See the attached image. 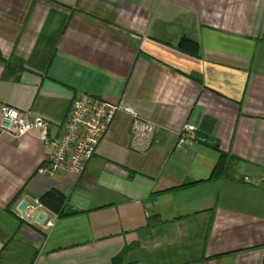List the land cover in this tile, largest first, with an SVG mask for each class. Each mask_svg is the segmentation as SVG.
<instances>
[{
  "label": "crops",
  "instance_id": "0c3cea01",
  "mask_svg": "<svg viewBox=\"0 0 264 264\" xmlns=\"http://www.w3.org/2000/svg\"><path fill=\"white\" fill-rule=\"evenodd\" d=\"M0 57V107L50 137L80 94L155 125L137 153L116 113L77 179L0 134V264H264V0H0Z\"/></svg>",
  "mask_w": 264,
  "mask_h": 264
},
{
  "label": "built area",
  "instance_id": "2783aa9c",
  "mask_svg": "<svg viewBox=\"0 0 264 264\" xmlns=\"http://www.w3.org/2000/svg\"><path fill=\"white\" fill-rule=\"evenodd\" d=\"M118 112L132 116L130 148L137 153L145 152L150 146L155 125L139 119L133 109L123 103H111L88 94H80L72 100L67 119L56 137L49 136V124L43 118L6 105L0 107V134L19 137L35 131L47 153L46 164L38 173L47 177L65 173L77 179L83 175ZM195 139V129L184 124L177 135L176 145L180 148ZM37 205L36 200L33 206H27L26 211L35 210ZM43 223L45 227L52 226L49 220L45 219Z\"/></svg>",
  "mask_w": 264,
  "mask_h": 264
},
{
  "label": "trees",
  "instance_id": "16d2710c",
  "mask_svg": "<svg viewBox=\"0 0 264 264\" xmlns=\"http://www.w3.org/2000/svg\"><path fill=\"white\" fill-rule=\"evenodd\" d=\"M183 44V42H182ZM0 60L2 61L1 57ZM4 70L3 73L1 75V79L3 80H7L10 79L13 75V73H15V71L21 70V63L18 62L17 60H8L6 62H4ZM40 203H50L52 206V208H54V210H60V208L63 205V200L60 196L54 194V193H48L45 196H43L40 200Z\"/></svg>",
  "mask_w": 264,
  "mask_h": 264
},
{
  "label": "water",
  "instance_id": "95a60500",
  "mask_svg": "<svg viewBox=\"0 0 264 264\" xmlns=\"http://www.w3.org/2000/svg\"><path fill=\"white\" fill-rule=\"evenodd\" d=\"M27 208V203L22 202L19 207H18V211L21 212L22 214L24 213V211ZM46 216L44 213H39L35 222L39 225H41L43 223V221L45 220Z\"/></svg>",
  "mask_w": 264,
  "mask_h": 264
}]
</instances>
